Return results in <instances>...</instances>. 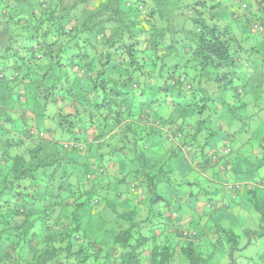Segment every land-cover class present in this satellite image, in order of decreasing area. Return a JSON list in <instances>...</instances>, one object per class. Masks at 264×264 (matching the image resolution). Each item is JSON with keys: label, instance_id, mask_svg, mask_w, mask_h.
<instances>
[{"label": "clouds", "instance_id": "9594fccd", "mask_svg": "<svg viewBox=\"0 0 264 264\" xmlns=\"http://www.w3.org/2000/svg\"><path fill=\"white\" fill-rule=\"evenodd\" d=\"M0 264H264V0H0Z\"/></svg>", "mask_w": 264, "mask_h": 264}]
</instances>
